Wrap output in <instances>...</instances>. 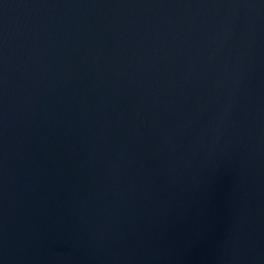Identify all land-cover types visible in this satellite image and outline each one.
I'll return each instance as SVG.
<instances>
[{
    "label": "water",
    "instance_id": "95a60500",
    "mask_svg": "<svg viewBox=\"0 0 264 264\" xmlns=\"http://www.w3.org/2000/svg\"><path fill=\"white\" fill-rule=\"evenodd\" d=\"M0 264H264V0H0Z\"/></svg>",
    "mask_w": 264,
    "mask_h": 264
}]
</instances>
